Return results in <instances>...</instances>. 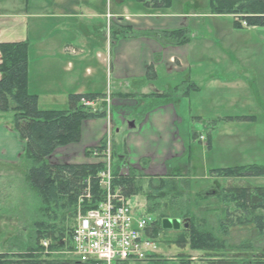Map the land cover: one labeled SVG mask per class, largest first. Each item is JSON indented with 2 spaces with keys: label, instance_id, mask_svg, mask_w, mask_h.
Returning <instances> with one entry per match:
<instances>
[{
  "label": "rangeland",
  "instance_id": "obj_1",
  "mask_svg": "<svg viewBox=\"0 0 264 264\" xmlns=\"http://www.w3.org/2000/svg\"><path fill=\"white\" fill-rule=\"evenodd\" d=\"M3 1L5 0H0V9L6 12L13 10L14 6L12 7L11 3L14 0H7L9 1L8 4H3ZM46 1L35 0L34 7H37L38 4L40 10L35 8L33 13L40 16L30 19L31 38H44L47 35L44 28L45 25L55 24L57 29L60 27L57 26V23L61 22L65 23V30L62 32L65 36L80 35L78 29L71 26L72 23L78 22L77 19H74V16H69L63 20L60 19V21L47 19L45 16H42L44 13L42 12V7ZM69 1L66 0V2ZM81 1L83 4L89 6L93 14H102L104 12V15H106L107 7L109 8L110 6L111 14L115 15L113 19L115 23L123 20L125 16L142 22L144 20L146 22L161 20V17H154L155 15L139 19L138 15H152L156 10L147 9L136 0H119V2L116 0ZM208 1L171 0L168 9L157 11L162 14L178 15L182 20L184 19V26H186L189 32V65L191 62H194V65L189 66V78L192 83L183 84L188 85L192 89V92L196 91V87L199 90L197 93H194L191 103L190 116L193 118L189 126L190 128L195 126V128L189 135L190 159L188 157V159H183V165L176 168L169 176L165 174L164 163L169 161L170 158H163L164 156L151 157L150 168H147L145 158H143L144 162H142L139 168H134L133 165L135 164L132 162L131 166V160L123 158V155H125L123 152L124 142L126 141V144L128 142L126 131L124 130L118 136L112 132L111 151L114 157L112 165L115 167L119 166L121 174L135 172L136 177H141V185L144 192L149 191L152 194L156 190L154 185L157 182L164 179V181H168L165 186L169 188V191L164 195L162 194L163 196L160 199L152 201L154 205L152 213L150 211L147 212V208L149 207L145 204V195L131 196L127 199L126 204L135 215L149 213L153 220L157 219L159 221L160 225L161 216L169 217L171 210L178 205V208L182 210L181 214H184L187 210L192 213V217L194 216L198 220L206 221L207 230L215 237H219L217 220L221 218L222 213L225 211L219 201L222 198L219 196L220 192H223L222 190L228 186H242L243 184L241 183L244 182H248L247 184L250 186H264V178L248 179L247 181L222 180L211 177L210 172H208L220 168L264 166V29H235L232 26V19L230 17L212 16L210 14ZM121 15L123 16L121 17ZM87 21L90 20L84 19L80 23L86 26ZM88 25L90 26V24ZM88 29V27L85 30L81 29V35L84 36L86 33H90ZM153 35L155 36L156 33ZM157 35L161 36V34ZM30 49L31 44H28V57L31 52ZM95 62L97 61L93 60L89 64L87 63V67L94 70L97 68ZM85 67L86 65L83 64L81 69H79L82 81L76 86L78 89H82L80 88L81 85H86ZM160 68L163 72L168 71L163 66H160ZM107 71L108 69L105 67V72L103 70L105 79L100 87V89H104L103 94H106L109 88ZM218 75L226 76L223 80L222 76ZM37 77L40 78L41 76ZM85 89L87 88L84 87L81 93L85 92ZM66 93L68 95L75 94V92H66L65 90L60 93L59 99L55 101L51 99L50 101L43 102L42 98L39 109L67 110L68 96L63 97ZM153 93L155 92L151 94ZM85 107L92 109L93 112H106L107 110L104 100H99L88 106L85 105ZM223 115L235 118H231L230 121L216 119L218 117L222 118ZM11 116L10 112L0 113V117L5 119L7 124L10 123ZM196 116L199 118H196ZM247 116H251L253 120H244V117L250 118ZM212 119L215 121H210ZM108 123H111V118ZM205 126L210 128V130L214 129V146L211 151L206 149L207 141L203 143L198 139L199 134L207 136L209 133V130H204ZM9 127L11 128L10 125ZM87 130L88 128H84L83 130V143L90 145L98 137V135L92 137V134L98 131L96 129L89 133ZM82 148V145H71L57 149L45 162L52 164L68 161L76 164L85 163L87 161L83 158L85 149L83 150ZM126 149H129V147ZM180 152H182L183 156V150H179L177 153L172 151V155L179 154ZM26 165L27 163H25ZM21 176V172L10 176L18 178V180H12V184H3L2 193L7 196V200H0V228L2 230L0 241L2 242V252H15V255L23 254L34 245L33 239L34 232L36 231L34 226L36 224L49 222V220L45 219V215L44 218L41 215L43 205L39 196L29 185L25 186L24 181L21 180ZM148 182L149 190H147ZM171 204H173V207L169 209ZM80 209V203H77L75 218ZM228 211L232 213L234 209H228ZM239 215V213H236V216ZM180 221L182 223L183 221H188L186 222L187 224L191 223L189 217ZM195 221L199 223L197 220ZM240 222H245V217L233 222L229 231V237L225 242V250L228 254L235 256L236 260H242L249 264L252 262V257L263 258L264 236L259 235V231L251 225L241 224ZM57 225H61V223ZM158 234L159 236L154 239V258L132 264L205 263L200 261L204 260V257L198 252L191 251L189 247L179 250L175 246L161 243V241L175 238L176 232L169 229L166 233L160 231ZM53 252L50 256L57 258L59 261L63 260V264H79L76 258L68 257L66 248H58ZM4 255L7 257L9 254L5 253Z\"/></svg>",
  "mask_w": 264,
  "mask_h": 264
},
{
  "label": "crops",
  "instance_id": "obj_2",
  "mask_svg": "<svg viewBox=\"0 0 264 264\" xmlns=\"http://www.w3.org/2000/svg\"><path fill=\"white\" fill-rule=\"evenodd\" d=\"M116 1L119 2V0ZM8 3L7 0L3 1V4ZM11 6L14 7L10 12L0 9V44L23 42L31 44L28 57L27 89L30 94L37 96L38 108H40L42 98L43 102L51 99L55 101L65 90L75 92V94H108L111 102L109 117L112 123L111 134L113 132L118 136L122 134V130L126 131L128 142L127 144L126 141L124 142L125 155L123 158L131 160V166L133 162L134 168H139L145 158L147 168H150L151 157L164 156L163 158H170L169 161H164V171L169 176L176 168L183 165V159L187 157L190 159L189 135L195 128V126L192 128L189 126L193 118L190 116L191 103L194 93L199 90L196 87V91L192 92L188 85L183 84L192 83L189 78V66L194 65V62L189 65V41L184 45L176 46L167 44L161 36L153 35L182 29L186 30L189 35L188 29L184 26V19L182 20L178 15L162 14L156 11L150 12L152 15L148 16L138 15V18L143 19V17L155 15L154 17H161V20L157 22H146L145 20L142 22L125 16L123 20L115 23L113 20L115 15L111 14L110 6L107 7V13L110 14L111 20H107L105 18L107 14L104 15V12L93 14L89 6L83 4L81 0H70L69 2L47 0L42 7V12H44L42 16L58 21L74 16L78 22L72 23L71 26L78 29L80 35L65 36L62 33L65 30V23L61 22L57 23V26H60L57 29L55 24L45 25L47 35L42 39H32L30 19L40 16L33 13L35 8L40 10L38 4L34 7L35 0H14ZM84 19L90 20L87 21L86 26L80 23ZM114 25L131 28L134 35L114 41ZM87 27L90 33L82 36L80 30H85ZM257 29L262 28L256 27L252 30ZM93 60L97 61L95 62L97 68L91 70L87 67V63ZM83 64L86 65L87 81L86 85L80 86L82 89H78L76 86L82 81L79 69ZM160 66L168 71L163 72ZM105 67L110 70L109 74L107 71L109 88L107 93L103 94L104 89L100 87L105 79L103 74ZM149 67L152 68L150 76L147 74ZM39 75L40 78L37 77ZM218 76H222L224 80L226 75ZM84 87L87 89L81 93ZM152 92L155 93L151 94ZM69 95L66 93L63 97ZM196 118L199 117L196 116ZM231 118L235 117L223 115L222 118L216 119L230 121ZM109 120L83 122L81 141L78 145H82L84 150L98 144L105 135ZM84 128H88L89 133L96 129L98 131L92 134V137L95 135L98 137L90 145L83 143ZM204 130H209L206 149L211 151L214 146V129L210 130L205 126ZM128 147L129 149H126ZM179 150L184 151L183 156L182 152L172 155V151L177 153ZM24 158V141L9 127L7 121L0 117V200H7V196L2 193V186L7 183L12 184V180L17 181L18 178L10 177L16 175L17 172L22 173L21 180L27 187V165L25 166L23 162ZM1 243L0 241V255L15 253L2 252Z\"/></svg>",
  "mask_w": 264,
  "mask_h": 264
},
{
  "label": "trees",
  "instance_id": "obj_3",
  "mask_svg": "<svg viewBox=\"0 0 264 264\" xmlns=\"http://www.w3.org/2000/svg\"><path fill=\"white\" fill-rule=\"evenodd\" d=\"M136 1L147 9L159 11L168 9L171 0ZM208 4V10L212 16L230 17L235 29L245 30L241 22L247 27L264 29V0H209ZM114 29V41L134 35L132 29L128 27L115 26ZM157 34H161L162 40L171 45L180 46L189 41V35L183 29ZM147 74L152 75V68H148ZM27 76L28 43L0 44V113L12 114L9 125L25 143L23 162L27 163V183L39 196L43 205L41 215L43 218L45 215V219L49 222H37L38 224L34 226L36 230L34 245L30 249L23 254H13L8 258L0 255V264H63V260L59 261L48 253L58 248L71 249L76 207L81 196L83 197L80 205L82 211L94 209L102 201L98 178L99 174L105 171L106 165L101 160L95 159L93 153L102 150L104 142L101 140L94 147L84 150L83 156L87 160L85 163L49 164L45 160L50 158L57 149L78 145L81 141L83 122L105 119V112H93L84 105V103L101 100L104 95L71 94L68 96L67 110H40L37 96L28 92ZM243 119L253 120L252 118ZM111 170L112 189L118 190L125 199L145 195V204L149 207L147 212L152 213L154 208L152 201L160 199L169 191V188L165 186L168 183L164 181L165 179L157 182L154 185L156 190L150 194L149 191H143L142 178L136 177L135 172L121 174L119 166H112ZM209 172L211 177L222 180L247 181L264 178V166L220 168ZM247 183H241L242 186H228L220 192L219 196L222 198L219 201L225 211L217 220L219 237H215L207 230L206 221L192 217V213L187 210L181 214L182 210L176 205L169 217L161 216V219L184 220L189 217L191 223L187 224L186 229L175 231V238L160 240L161 243L175 246L179 250L189 247L191 251L198 252L204 257V260H200L205 262L204 264H247L242 260H236L235 256L228 254L225 250L230 228L239 218L245 217V222L240 223L251 225L259 231V235L264 236V186H250ZM87 188L90 192L89 200L84 198ZM147 190H149V182ZM172 207L173 204L169 209ZM144 209L146 211V207ZM228 209H234V212L230 213ZM236 213L240 215L236 216ZM59 223L61 225H57ZM151 231L153 239L159 236L158 232L164 231L157 219ZM166 232L168 231H164ZM43 242H48L47 249L43 248ZM251 261L249 264H264V255L263 258L252 257Z\"/></svg>",
  "mask_w": 264,
  "mask_h": 264
},
{
  "label": "built area",
  "instance_id": "obj_4",
  "mask_svg": "<svg viewBox=\"0 0 264 264\" xmlns=\"http://www.w3.org/2000/svg\"><path fill=\"white\" fill-rule=\"evenodd\" d=\"M105 159L107 170L98 178L102 201L94 209L78 213L71 254L83 264H130L143 261L153 248L144 238L150 220L133 216L125 197L112 189L108 151L105 152ZM84 194V198L89 199L88 188ZM43 246L46 247V244Z\"/></svg>",
  "mask_w": 264,
  "mask_h": 264
},
{
  "label": "water",
  "instance_id": "obj_5",
  "mask_svg": "<svg viewBox=\"0 0 264 264\" xmlns=\"http://www.w3.org/2000/svg\"><path fill=\"white\" fill-rule=\"evenodd\" d=\"M180 223L178 220H163L162 222V228L163 229H173L178 230L180 228ZM186 228V225L184 226Z\"/></svg>",
  "mask_w": 264,
  "mask_h": 264
}]
</instances>
